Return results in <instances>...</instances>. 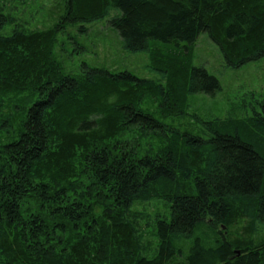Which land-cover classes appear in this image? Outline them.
<instances>
[{
	"label": "trees",
	"instance_id": "obj_1",
	"mask_svg": "<svg viewBox=\"0 0 264 264\" xmlns=\"http://www.w3.org/2000/svg\"><path fill=\"white\" fill-rule=\"evenodd\" d=\"M61 1L64 28L105 22L149 73L58 52V28L0 6V264H264V100L174 122L222 91L202 35L229 71L264 62V0Z\"/></svg>",
	"mask_w": 264,
	"mask_h": 264
},
{
	"label": "rangeland",
	"instance_id": "obj_2",
	"mask_svg": "<svg viewBox=\"0 0 264 264\" xmlns=\"http://www.w3.org/2000/svg\"><path fill=\"white\" fill-rule=\"evenodd\" d=\"M62 5L61 0H0L1 8H4L5 13L15 21L14 24L17 26H14L19 27L21 30L37 32L58 28L59 34L56 37L57 43L55 45L58 52L64 47L70 49L73 43L72 39L77 38L87 51H83L82 57L90 65L98 63V66L111 70L127 68L139 76H144L146 72L149 73V70L144 68L148 62L147 58L125 53L121 49L119 39L108 30L105 22L87 27V39L84 35L86 33L80 34L74 29L64 28L61 24L63 12H59L60 9H63L59 8ZM9 30H13V27H10ZM195 54V63L198 65L204 64L211 70H209L211 75L219 78L222 91L208 99L203 96L190 98L191 110L188 111L187 115L174 121L183 131L198 133L199 128L191 118L193 113H197L203 119H211L215 116L223 119L232 112L241 117L244 103L249 105L253 101L261 102L264 100V62L250 64L236 71H229L223 67L220 57L205 34L197 42ZM76 63L77 61L72 65L71 61L70 66H74ZM70 66H67V68L70 69ZM166 122L170 123V118ZM165 208L166 206L161 201L134 207L135 210L152 215L157 211L165 212ZM145 228L146 233L150 235L148 240L150 239L155 243L151 232Z\"/></svg>",
	"mask_w": 264,
	"mask_h": 264
}]
</instances>
